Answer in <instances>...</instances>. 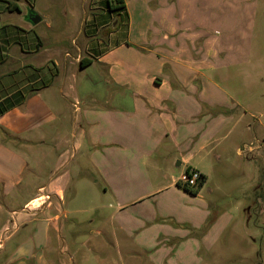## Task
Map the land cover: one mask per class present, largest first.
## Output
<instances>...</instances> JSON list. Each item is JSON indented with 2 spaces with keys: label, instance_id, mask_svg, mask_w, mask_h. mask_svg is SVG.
Masks as SVG:
<instances>
[{
  "label": "crops",
  "instance_id": "obj_1",
  "mask_svg": "<svg viewBox=\"0 0 264 264\" xmlns=\"http://www.w3.org/2000/svg\"><path fill=\"white\" fill-rule=\"evenodd\" d=\"M124 1L129 29L118 46L116 29L102 43L104 21H88L86 10L78 34L93 23L99 30L81 40L47 33L52 16L38 11L39 0H0V104L11 106L0 115L4 264H76L71 249L87 245L69 218L84 210L69 203L82 186L97 192L98 181L116 249H136L152 264H200L230 221L225 210L215 216L213 189L185 190L187 170L207 182L231 143L248 173H261L264 123L233 114L246 112L236 94L255 82L247 84L245 64L259 0ZM258 189L250 202L262 199V182Z\"/></svg>",
  "mask_w": 264,
  "mask_h": 264
},
{
  "label": "rangeland",
  "instance_id": "obj_2",
  "mask_svg": "<svg viewBox=\"0 0 264 264\" xmlns=\"http://www.w3.org/2000/svg\"><path fill=\"white\" fill-rule=\"evenodd\" d=\"M259 2L260 6L257 12L252 41L247 43V50L251 51V54L248 63L245 64L248 69L247 84L251 80L256 83L252 81L245 90L243 89L239 94H236L238 96L237 100L245 106L246 112L236 107L233 113L234 117L245 113L244 117H246L248 123L251 122L256 125L259 119L264 123V0H259ZM85 3L87 6L84 8ZM89 3L90 0L89 2L87 0H39L38 11L52 16L51 21L53 24L47 30L50 35L63 34L69 38H77L79 36L81 40H84L92 32L90 30L91 26L87 27L83 34L79 35L77 21H80V17L82 14L84 15V10H86L85 18L88 21H92L94 18H97L99 22L100 20L104 21V27L102 25L101 31L98 33L102 38L103 44H110L111 40H107L106 37L117 26L116 17H114L116 14L108 10L105 0H95L94 2L92 0L91 5ZM109 16L113 17L110 18ZM13 18L15 19L16 16ZM59 19H63L65 25H60ZM40 31L43 33L46 31L45 24L39 26ZM126 36V27H119L117 35L111 43L121 42L126 44ZM79 45L83 48L85 43L79 42ZM101 75L106 76L105 73H101ZM256 76H258L257 80ZM226 88L230 92H234V94L237 91L231 90L230 87ZM100 91L105 96L106 89L104 85L101 86ZM127 93L125 90L118 91L120 101L121 98H125L124 102H127ZM105 99H107L106 96ZM250 117H256L257 119ZM261 135L264 147L263 128L261 129ZM227 148L229 151L224 154L223 163H213L211 178L205 182L201 191L207 194L210 188L214 190L215 194L211 198L217 210L215 216L216 214H221V210H225L224 212L229 216L230 225L222 233L214 248L209 251V254L203 251V261L200 264H264V148L260 160L261 173L260 168L257 166L256 169L253 168L256 173L252 175L246 170V162L238 156L234 149V144L230 143ZM222 175H224L223 178ZM260 182H262L263 189L262 199L257 203L250 202V198L254 196V190H259ZM95 189L97 192H94L93 187L82 186L80 188V200L69 203L72 208L80 207L81 210H84L81 214H72L69 218L70 221L74 219L76 222L81 223L80 229L83 232L78 235L84 243L81 247L87 245L81 251L78 250L81 248L77 250L71 249L70 254L76 258V264H152L143 256L142 252L136 249L124 250L115 248L116 242L111 234L109 224V210L104 207L109 202L104 195V185H102L101 181H98ZM29 190L34 191V188ZM70 194H76L74 188L68 191V195ZM40 203L41 201L35 202L34 207H40ZM249 205L251 210L248 209ZM219 218L212 217L210 223H214ZM99 229H103L105 232L102 237L96 235V230ZM101 239L107 242L103 244V249L99 252L94 249L91 250V245H95ZM6 259V253L0 252V264H4Z\"/></svg>",
  "mask_w": 264,
  "mask_h": 264
},
{
  "label": "trees",
  "instance_id": "obj_3",
  "mask_svg": "<svg viewBox=\"0 0 264 264\" xmlns=\"http://www.w3.org/2000/svg\"><path fill=\"white\" fill-rule=\"evenodd\" d=\"M105 3H106V7L108 8V10L113 13V14H116L114 17H116V22H117V26H116V30L119 29V27H126L127 29V32H128V29H129V14L127 12V9H126V5H125V1L124 0H105ZM110 18L113 17V16H109ZM97 19V18H96ZM95 20H93L94 22ZM98 21V19H97ZM90 27V30L92 29V32H95L97 33L98 30H99V27L97 24L93 23V25H90L88 24L86 26L85 29H87V27ZM96 30V31H93V30ZM92 32H90V34H92ZM97 45L98 43L100 44L98 38H96L94 40ZM116 44L118 46H120L122 43L121 42H116ZM94 59H96V57H93V59H89V58H83L81 60V64L83 67H86L90 64H92L94 62ZM11 108V106H8L6 105L5 103H1L0 104V115L6 113L9 109ZM191 169L187 170V173L190 172ZM206 182V177L201 175V179H200V182H199V185L197 188L193 189V188H189V187H185V190L187 192H190L191 194H197L201 188L204 186Z\"/></svg>",
  "mask_w": 264,
  "mask_h": 264
},
{
  "label": "built area",
  "instance_id": "obj_4",
  "mask_svg": "<svg viewBox=\"0 0 264 264\" xmlns=\"http://www.w3.org/2000/svg\"><path fill=\"white\" fill-rule=\"evenodd\" d=\"M201 179V173L197 170H190L183 176L181 183L184 187L197 188Z\"/></svg>",
  "mask_w": 264,
  "mask_h": 264
},
{
  "label": "water",
  "instance_id": "obj_5",
  "mask_svg": "<svg viewBox=\"0 0 264 264\" xmlns=\"http://www.w3.org/2000/svg\"><path fill=\"white\" fill-rule=\"evenodd\" d=\"M42 18L39 17L38 15L36 14H32L31 16V21L34 25L38 24L39 22H41Z\"/></svg>",
  "mask_w": 264,
  "mask_h": 264
}]
</instances>
